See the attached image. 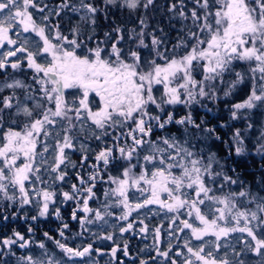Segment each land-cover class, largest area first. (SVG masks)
Returning <instances> with one entry per match:
<instances>
[{
	"label": "snow or ice",
	"instance_id": "obj_1",
	"mask_svg": "<svg viewBox=\"0 0 264 264\" xmlns=\"http://www.w3.org/2000/svg\"><path fill=\"white\" fill-rule=\"evenodd\" d=\"M205 102L264 114V0H0V221L27 225L0 264H264V188L198 147Z\"/></svg>",
	"mask_w": 264,
	"mask_h": 264
},
{
	"label": "trees",
	"instance_id": "obj_2",
	"mask_svg": "<svg viewBox=\"0 0 264 264\" xmlns=\"http://www.w3.org/2000/svg\"><path fill=\"white\" fill-rule=\"evenodd\" d=\"M242 98L243 94H241L240 96H236L234 99L239 100ZM205 103L207 105V108L211 109V111H207L204 107L197 106L194 112V116L198 121L203 120L205 122V126L217 128V134L222 137L224 143H221L220 141L213 142L212 140H204L203 137H200L202 142L198 144V147L203 148L205 151H207L209 147H211V150L213 152H216L217 155L221 158L224 164L225 171H227L229 175L233 176V178H239V180L243 181L246 185L252 186L253 191H259L261 188H264V183H261V179L264 178V154L258 153L256 151L257 138L260 131L264 130V114H262L260 111L255 112V114L252 115V120L255 124V128L251 131H246L244 121L229 120V113L223 103ZM180 114H183V110H180ZM222 123H227L228 125H230V127H219ZM233 128H240L241 131L245 133V145L247 150L244 155L237 156L234 151L231 154H229L228 152V145L231 143V134ZM213 143L215 144V146H212ZM73 159L78 160V155L74 156ZM70 211L71 205L63 208L62 214L67 217ZM159 223V217H156L151 221L152 225ZM58 224L59 221H56L52 218L41 220L35 223V238L37 240L42 239L43 232L45 231H48L51 234L55 235V230ZM166 226L167 225L165 224V227ZM26 228L27 225L21 220H10L8 222L0 221V236L10 235L13 229L24 232L26 231ZM126 238L130 241L132 255H135L141 248L144 247L145 244H151L152 242L151 236H149L147 240H142L139 237L133 238L131 235L126 234ZM100 246L107 248L108 246H110V242H105ZM49 247H52L50 242ZM16 251L17 256L24 254L22 250L17 249ZM34 251L38 253L39 249H34ZM107 259L108 257H104L101 260L100 264H104V261ZM9 261L10 264H15V258H9Z\"/></svg>",
	"mask_w": 264,
	"mask_h": 264
}]
</instances>
